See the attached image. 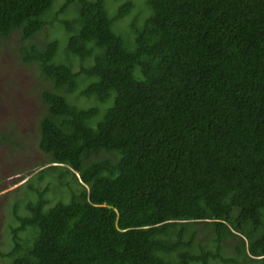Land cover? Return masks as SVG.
Returning <instances> with one entry per match:
<instances>
[{
	"label": "trees",
	"instance_id": "16d2710c",
	"mask_svg": "<svg viewBox=\"0 0 264 264\" xmlns=\"http://www.w3.org/2000/svg\"><path fill=\"white\" fill-rule=\"evenodd\" d=\"M54 1L0 0V38L18 32L21 60L52 86L38 146L55 163L14 202L0 257L264 264V0H145L122 29L131 1L109 15L107 0H66L57 14L76 9L59 24L64 54L85 63L77 71L56 57L58 40L29 42Z\"/></svg>",
	"mask_w": 264,
	"mask_h": 264
},
{
	"label": "rangeland",
	"instance_id": "374dc122",
	"mask_svg": "<svg viewBox=\"0 0 264 264\" xmlns=\"http://www.w3.org/2000/svg\"><path fill=\"white\" fill-rule=\"evenodd\" d=\"M66 0H55L53 6L46 16L49 22L41 32L32 38L30 43L36 44L39 48L52 39L59 42L56 57L63 62L59 54H64L66 47V35L59 22L63 19H71L76 15L74 5L58 15L57 11ZM124 1H131V11L115 25L118 29L124 28L135 14L143 16L145 0H107L106 8L109 15L116 12V8ZM74 8V11L73 9ZM18 32L10 36L0 38V252L5 253L8 247L5 234L14 226L12 207L15 201L23 198L22 189L30 183L31 187L41 189L46 179L37 180L38 172L47 166H55V163L47 164V156L40 151L38 146L39 133L38 124L45 113L40 94L43 90L51 88V84L43 78L33 63H25L21 60L20 48L24 44L18 39ZM65 60L72 64L75 71L85 63L78 58ZM75 94L67 95L69 101L78 107H88L91 101L82 97H74ZM45 165V166H44ZM53 181L54 176L46 173ZM76 177L78 175L76 174ZM67 180L72 182L70 176ZM54 183H56L54 181ZM47 198L52 204L58 200V187L52 184L47 193ZM63 198L62 200H64ZM12 204V206H11ZM49 204V205H50ZM54 204V203H53ZM52 204V205H53ZM11 206V207H10ZM20 207V208H19ZM20 203L17 207L18 215H25ZM19 209V212H18ZM9 224V226H8ZM200 233L196 243L206 245L207 236L203 234L202 228L198 227ZM207 238V239H205ZM232 244L234 243L231 241ZM225 255H230L226 252ZM0 264H7L6 258L0 257ZM210 264H221L218 261H210ZM252 264V263H247Z\"/></svg>",
	"mask_w": 264,
	"mask_h": 264
}]
</instances>
